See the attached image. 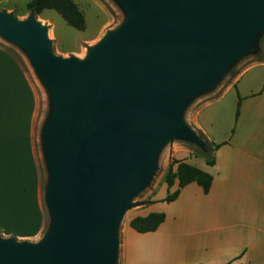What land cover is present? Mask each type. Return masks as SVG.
I'll return each instance as SVG.
<instances>
[{
  "label": "water",
  "instance_id": "water-1",
  "mask_svg": "<svg viewBox=\"0 0 264 264\" xmlns=\"http://www.w3.org/2000/svg\"><path fill=\"white\" fill-rule=\"evenodd\" d=\"M121 24L84 58L53 49L34 11L0 10V37L49 97L40 143L50 223L38 241L0 234V264H118L119 230L176 140L206 150L185 121L238 62L260 51L264 0H114Z\"/></svg>",
  "mask_w": 264,
  "mask_h": 264
},
{
  "label": "crops",
  "instance_id": "crops-1",
  "mask_svg": "<svg viewBox=\"0 0 264 264\" xmlns=\"http://www.w3.org/2000/svg\"><path fill=\"white\" fill-rule=\"evenodd\" d=\"M257 55L219 94L197 103L191 116L193 129L212 147L220 145L212 152L215 163L206 161L209 171L193 162L196 156L184 159L213 176L210 192L191 183L176 200H160L169 211H153L166 215L157 231L135 235L126 229L124 264H130L135 240L150 241L158 231L186 244L188 264H264V44ZM38 111L27 72L0 45V234L18 240L38 241L46 228ZM157 202L154 197L147 207Z\"/></svg>",
  "mask_w": 264,
  "mask_h": 264
},
{
  "label": "rangeland",
  "instance_id": "rangeland-1",
  "mask_svg": "<svg viewBox=\"0 0 264 264\" xmlns=\"http://www.w3.org/2000/svg\"><path fill=\"white\" fill-rule=\"evenodd\" d=\"M30 1L32 0H0V10L11 9L9 12H13L18 19H25L30 14V11L27 9V4ZM74 2L85 15L86 28L83 31L77 30L71 26L55 10H45L36 17L44 26L48 27L49 38L53 41V49L57 55L63 57L74 55L79 58H84L88 47L96 43L108 30L118 27L124 20L125 13L114 0H74ZM262 44H264V35L260 39V45ZM0 45L16 56L27 72L38 95L39 111L36 125V147L42 171L43 187L45 188L48 176L41 150L40 135L42 126L49 114V97L24 53L19 50V48L4 41L1 37ZM258 58L259 55L253 54L241 59L234 67V72L228 74L215 89L208 94L198 97L190 104L184 114L185 121L192 127L191 116L196 107L215 94H219L224 87L232 81L234 76ZM197 103L199 104L195 106ZM191 155L198 157L193 161L195 164L208 171L211 169L206 163V156L203 151L190 142L176 140L172 143H168L163 148L158 160V170L150 185L135 198V202H140L142 205L129 210L123 218L119 230L120 253L118 264H124L121 246L130 220L137 216L148 215L153 211L161 210L163 212L164 210H168L166 206L167 203L160 201L165 199L168 194V186L163 184V178L167 172L168 164L174 159L184 160ZM170 192L172 193L173 191L170 190ZM154 197H156L158 202L154 205L153 209H150V207L147 206L152 203ZM49 223L50 219L46 210V228L44 233ZM170 223H173L172 219H170ZM131 231H133L132 233L135 235H139L138 232L134 230ZM155 234V237L149 238L150 241L143 240L139 243L138 240H135L133 244L129 246L130 264H188L189 258L187 256L188 251L186 250V244L174 243L167 240L168 234L166 232L158 231Z\"/></svg>",
  "mask_w": 264,
  "mask_h": 264
},
{
  "label": "trees",
  "instance_id": "trees-1",
  "mask_svg": "<svg viewBox=\"0 0 264 264\" xmlns=\"http://www.w3.org/2000/svg\"><path fill=\"white\" fill-rule=\"evenodd\" d=\"M29 11H34L36 15L42 14L45 10L57 11L71 26L77 30L83 31L86 28V19L82 10L74 0H32L27 4ZM234 69L229 74L233 73ZM206 143V150H202L206 156L209 165L215 163L212 152L220 145L212 147L202 136ZM168 186V194L165 202H172L177 199L181 190L191 183L200 185L204 193L208 194L212 187L213 176L196 165L190 164L184 160H172L168 166L167 172L163 178ZM178 184L177 190L170 192L171 188ZM166 215L164 213L152 212L147 216H137L130 220L129 227L138 233L155 232L164 223Z\"/></svg>",
  "mask_w": 264,
  "mask_h": 264
}]
</instances>
